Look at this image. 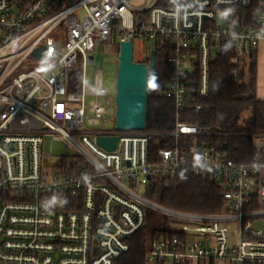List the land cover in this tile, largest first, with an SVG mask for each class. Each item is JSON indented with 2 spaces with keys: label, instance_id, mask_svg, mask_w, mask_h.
Wrapping results in <instances>:
<instances>
[{
  "label": "built area",
  "instance_id": "obj_1",
  "mask_svg": "<svg viewBox=\"0 0 264 264\" xmlns=\"http://www.w3.org/2000/svg\"><path fill=\"white\" fill-rule=\"evenodd\" d=\"M130 38L152 40L156 60L157 48L166 56L157 93L175 106L169 131L117 129L103 71L85 83L96 45ZM261 40L264 0H0V264H114L149 211L175 233L151 240L146 264H264V224L254 225L264 219V131L247 134L253 155L237 160L209 140L220 132L187 120L204 108L221 49L232 51L238 77ZM28 58L47 63L18 71ZM49 134L70 154L55 155L52 143L46 152ZM99 136H118L117 147ZM179 172L216 181L223 210L189 212L146 196L152 178ZM53 196L59 202L45 210Z\"/></svg>",
  "mask_w": 264,
  "mask_h": 264
},
{
  "label": "trees",
  "instance_id": "obj_2",
  "mask_svg": "<svg viewBox=\"0 0 264 264\" xmlns=\"http://www.w3.org/2000/svg\"><path fill=\"white\" fill-rule=\"evenodd\" d=\"M232 51L222 48L211 62L208 96L201 99L204 108L190 112L187 120L199 127H210L220 132L209 138L219 151L237 160H250L254 147L248 133L264 131V100L257 96V51L251 53L238 77L232 72ZM149 63V59L141 61ZM80 73L77 67L72 73L71 90H80ZM168 81L166 56L157 48L156 70L150 73L147 128L153 131H169L175 125L174 103L157 93ZM158 144H151L152 152ZM226 145V149H224ZM160 146H164L160 144ZM146 196L158 203L176 205L189 212H220L224 208L221 187L202 175L179 172L173 178H152ZM254 208L260 207L255 203ZM71 208V207H67ZM170 219L166 216L148 215L146 225L130 239V249L114 264H146L151 240L159 235H172Z\"/></svg>",
  "mask_w": 264,
  "mask_h": 264
},
{
  "label": "water",
  "instance_id": "obj_3",
  "mask_svg": "<svg viewBox=\"0 0 264 264\" xmlns=\"http://www.w3.org/2000/svg\"><path fill=\"white\" fill-rule=\"evenodd\" d=\"M33 56L41 58L43 53L36 50ZM156 65L155 49L150 51L149 63L135 61L133 39L120 42L115 89L117 129L146 128L149 79L150 73L156 70ZM97 142L107 150H114L118 144V136H99Z\"/></svg>",
  "mask_w": 264,
  "mask_h": 264
},
{
  "label": "rangeland",
  "instance_id": "obj_4",
  "mask_svg": "<svg viewBox=\"0 0 264 264\" xmlns=\"http://www.w3.org/2000/svg\"><path fill=\"white\" fill-rule=\"evenodd\" d=\"M144 0H130L133 4H141ZM50 36H55V31H53ZM65 39L63 38V43ZM155 48L154 41H148L146 39L137 38L134 41V60L135 61H146L150 57V51ZM92 56L94 57V62L87 64L85 67V83L91 84L94 81L95 72L98 70L103 71V84L106 89L109 91L110 95H115L116 89V76H117V64H118V56H119V45L115 43L113 46L108 44H97L95 50L92 52ZM82 56L79 53V68L83 66L81 62ZM47 63L44 59H35V58H28L26 59L20 67H18V71L23 70L24 67H36V66H43ZM82 73H84V69L80 73V84L82 80ZM115 111L114 106L111 108V112L113 115ZM101 126V125H100ZM99 127V126H98ZM51 143L54 148L55 155H67L70 154V150L64 148L63 143L60 141H53L52 135H46L45 143H44V150L49 152ZM157 141H152L151 144H156ZM261 207H264L262 205ZM148 215H159L163 216L161 213L155 211H149ZM264 224V219L260 218L254 220V225L256 227H261Z\"/></svg>",
  "mask_w": 264,
  "mask_h": 264
},
{
  "label": "crops",
  "instance_id": "obj_5",
  "mask_svg": "<svg viewBox=\"0 0 264 264\" xmlns=\"http://www.w3.org/2000/svg\"><path fill=\"white\" fill-rule=\"evenodd\" d=\"M257 96L264 100V40H261L257 49ZM197 264H224L223 261H200Z\"/></svg>",
  "mask_w": 264,
  "mask_h": 264
},
{
  "label": "clouds",
  "instance_id": "obj_6",
  "mask_svg": "<svg viewBox=\"0 0 264 264\" xmlns=\"http://www.w3.org/2000/svg\"><path fill=\"white\" fill-rule=\"evenodd\" d=\"M227 12H224L223 15H227ZM58 198L53 196L50 200L44 201L43 203V207L45 208V210H51L57 203H58ZM63 203H67V200L65 199L63 201Z\"/></svg>",
  "mask_w": 264,
  "mask_h": 264
}]
</instances>
